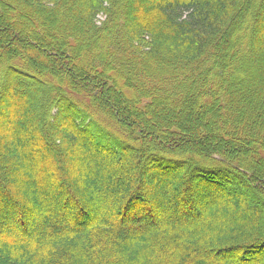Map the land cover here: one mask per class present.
<instances>
[{"label":"trees","instance_id":"trees-1","mask_svg":"<svg viewBox=\"0 0 264 264\" xmlns=\"http://www.w3.org/2000/svg\"><path fill=\"white\" fill-rule=\"evenodd\" d=\"M262 1L0 0V99L7 87L17 98L9 124L0 127V175L9 167L10 182L29 186L46 208L65 202L62 225L20 240L0 233V264H222L225 256L232 264H264V33H256ZM61 113L66 122L57 128ZM87 117L88 125L77 122ZM92 127L117 148L97 141ZM80 138L93 139L107 161L96 164ZM40 142L70 153L67 178L78 177L80 190L103 200L105 170L135 182L109 210L120 219L158 215L162 203L143 185L145 166L166 182L181 179L162 199L170 211L192 214L201 199L223 201L206 202L197 221L168 219L135 232L107 216L87 222L83 204L63 189L65 178L44 177L45 160L34 159ZM49 178H59L60 189L51 191ZM1 181V196L13 207L0 197V222L11 226L14 213L27 234L24 209ZM200 188L212 194L195 199ZM246 196L259 205L249 207ZM232 197L239 211L225 200Z\"/></svg>","mask_w":264,"mask_h":264},{"label":"rangeland","instance_id":"rangeland-1","mask_svg":"<svg viewBox=\"0 0 264 264\" xmlns=\"http://www.w3.org/2000/svg\"><path fill=\"white\" fill-rule=\"evenodd\" d=\"M262 2H263L262 7H264V0ZM263 9H261V13L264 11ZM256 33H258V34L264 33V23H261L257 27ZM1 40L2 41H0V49L1 48L5 49L6 40L5 39H1ZM36 41H38V40H36ZM32 45L36 46L37 49H41L42 48L41 45H38V43H33V41H32ZM16 54H18V53H16ZM254 66L255 65L253 64V66L249 70H252V68ZM5 82H7V80ZM13 92L15 93V91H13ZM16 99H17L16 96L14 97V95L11 94V90H9V87H7L4 90L3 95H2V97L0 99L1 100L0 101V127L6 128L7 124H9V116L11 115L10 108L12 106V103L14 101H16ZM74 99L76 101V99H78V97H75ZM62 114H64V113H61V114H59L57 116L58 117L57 118V122H56L57 128H60V125H61V124H58V123L66 122L65 119L61 118ZM37 119H38V125H40V118L37 117ZM90 121L91 120H89V117L84 118L83 120H81L80 118L77 119V122L78 123L81 122L83 126L88 125L90 123ZM28 127H30V126H28ZM25 128L26 127H24V130H25ZM24 130H23V132H25ZM59 130H61V129H59ZM39 131H41V129H39ZM89 131L91 133H93L95 136H97V138H96L97 141H99V142H101L103 144L110 143L112 145V147L117 148L116 141H113L111 139H109V140H111V141H109L108 138H106L105 135H103V133H101L98 129L92 127V128L89 129ZM66 135H67V133H66ZM80 140H79L80 143L83 144L84 147L89 149V151L91 152L90 153L91 157L95 160L96 164H97L96 160H102L104 162L107 161L106 156L97 147V145H96L95 141H93V139L92 140L91 139L88 140L86 138V139H84V142H83V140L81 138H80ZM43 144L45 146H41L42 142L37 143V147H39V149H41V148L42 149H41L40 153L38 154V156L36 155L34 157V159L37 160V158H38L40 160H45V162L40 163V167H41V165H42L41 168L44 167V171H45L44 172L45 173L44 177L48 178L46 176V173L49 172L50 174H53V176L60 174L59 178H61V177L65 178V181H64V184H63V187H64L63 189L66 190V192L69 193L70 196H73L75 200H77L78 202H81L83 204V210H84V215H85L84 221H87V222H90V221H92V219H95V218H100V217L103 218V217L107 216V219H109L111 221L113 220L117 225L126 226L129 229L126 228V227H124V228H126L127 230H129L131 232H135L137 230V228L151 226V224H153L154 222L166 221L168 219L177 220V221L180 220L182 222L183 221L184 222L197 221V220L200 219L199 218V213H198L197 210L201 211L202 210L201 208L204 205H206V202H209L210 200L211 201L213 200V202L221 204L220 201H223V198L221 199L219 197H218L219 199L217 201L213 199L214 197L211 198V199L208 198V199L203 200V201L201 199V201H199V202H202V203L199 204V205H198V202L196 203V205H195L196 207H193L192 212H190L192 214H185V213L181 214L178 211H177V213H178L177 214L176 212L170 211L169 206H165V204H163L164 203L163 200L165 199L164 195L165 194L167 195V193L169 195L176 193L178 191V189H180V186H179L180 183L182 184L181 179L180 180L178 179L179 176L177 178H175V177H172L173 175L172 176L170 175V176H166L167 179L169 178L168 181L166 182L165 180H161L162 178L157 176L155 173L152 172V170H150L147 166H145L144 167V172L141 175V177H142V179L144 181L143 185L145 186L146 189L148 188L147 192H148L149 195H151L150 196L151 198H153V199L155 198V200H158L160 203H162V205H160V206L156 205V203L155 204L153 203L154 205L157 206L158 215H157V217L153 218L152 220L145 219V218H143L142 220H139V221H137L135 219L132 220L131 218H130L131 220L130 219L129 220L120 219V217L117 218L115 215L112 214V212H109V210L111 211V210L115 209L114 208L115 205H118V207L120 206V204H118V203L122 202L121 199H122L123 195L127 194L129 196V194L131 193V190L133 189L132 185L134 186L135 182L127 181V183L125 184L126 179L121 178L120 176H118L114 172L113 173L109 172V174H108V172H106V170H105L101 176L106 175L109 178L108 179L109 181L105 180V178H103V177L101 178V180H102L101 189L103 191V193H102L104 195L103 197L105 198V200H103L102 196H100L97 193H96V196H95V194H93V192L91 190H90V193L87 192L86 189L80 190L79 187L81 185L79 183H77V181L79 180L78 177H76V179L75 178H70V177L67 178L68 177V175H67L68 173L65 174V172H67L65 164H66V160H68V158L72 157V155L70 153L65 151V149L55 148L54 146L51 145L50 142L49 143L48 142H43ZM107 146H109V145H107ZM12 148H13V151L16 150L14 147H12ZM44 148H45V150H43ZM57 155H58V158H56ZM12 157L18 158V154L13 152ZM46 160H47V162H46ZM74 160L75 161H73V160L71 161V165L73 166L74 163H75L77 165V166L75 165L76 168L79 169L78 165H80L79 163H81V162L80 161L76 162L77 158H74ZM53 163H55V166L53 165ZM60 163L61 164L63 163L62 166H63L64 169L63 168L62 169H63L64 173L62 172V169H61L62 166L60 167ZM105 164H107V163H105ZM52 165L54 166V169L51 168V170L50 169L47 170L48 166L52 167ZM57 167L59 168L58 171H61V172L55 171V169ZM7 168H9V167H7ZM7 168H4V172H3L4 174L0 175V177L3 178V180H4V182L1 181V184L3 186V190L5 192L9 193L11 195L12 199L16 200V206L17 205H19V206L22 205L21 207H22V209H24L22 211V213L24 212L23 214L25 216L27 234H22L20 232L21 228L17 224L16 218L14 217L16 215L14 213L12 214V216L10 215V217L13 219V222L11 223V226L4 225L5 223H1L0 222V230L2 231L0 233L4 234V235H9L13 239L20 240L22 237L32 234L34 231H36L37 229H40L41 227H43L45 225L46 226H52V227H57L59 225H62L63 220L61 219V217L64 219V216L60 217L58 214L60 213V210H61L60 207H62V204H64L65 202L62 200L61 202H58L56 204L50 203V204H52V208H50L48 206L47 207L48 209H47L46 207H44V205H42L41 198H39L38 200H35L34 198H32V197H34V195H33L32 191L31 192L29 191L30 190L29 186H26L25 184L19 182L18 179L10 182L11 178H9L8 174L6 173ZM127 170H128V168H127ZM20 172H21V174L23 175L24 178L28 179V172L26 171L25 167H22L20 169ZM128 175H129V173H128ZM166 177H164V179ZM58 179H56V178L55 179H50V178L47 179L51 191L52 190L54 191L55 189H57V190L60 189L58 187V182H59ZM5 181L7 182V184H6ZM113 181H120L121 183L114 184V183H112ZM55 183H57V185ZM110 183H112V185H110ZM122 183H123V185H122ZM147 184L149 185V187H148ZM117 186H121V188H122V190L124 192V194H121V196H120V191L118 192L116 190ZM196 187H198V185H196ZM33 188H36L35 184L33 185ZM41 188H43V187L39 186V189H41ZM84 188H86V187L84 186ZM207 190H209V189L200 188V189L193 190L192 197H194L195 199H198V197L204 196L205 193L211 195L212 193L211 192L209 193ZM108 192H110V193H108ZM111 193H112V196H110ZM100 194H101V192H100ZM0 197H1V200L3 201V203L5 205L13 207V202H11L9 200V198L1 196V191H0ZM245 199H246V201L248 200L249 207H250V204L259 205V203H260L259 199L257 197L246 196ZM225 200L233 201L232 204H233L235 210L236 211L240 210V208H238V204H237L238 202H236L233 199V197L231 198V200H229V199H225ZM26 206H28V207L31 206L29 209H31L33 207L34 209H32V210L34 211V213L30 214L29 212H27L28 208ZM6 209H7V211H9L8 208H6ZM37 209L39 211H37ZM164 209L166 210L165 212H163ZM167 211H169V212H167ZM38 212L40 213V215H39ZM35 213H38V215L35 216ZM70 221H71L70 223H71V225H73V227H76V225H78L77 222H79L78 220L75 222V218H74L73 222H72V220L70 218ZM66 222H64V223H66ZM67 223H69V222H67ZM32 230H33V232H32ZM231 244L232 243H230V245ZM224 245H227V244H223V246ZM212 252H213V257L214 258H216V259L222 258L221 255L216 254V251H212ZM230 254L232 255V253H230ZM224 259H225L224 263H222V264L235 263V261H231L232 258L230 256H228V257L225 256Z\"/></svg>","mask_w":264,"mask_h":264}]
</instances>
